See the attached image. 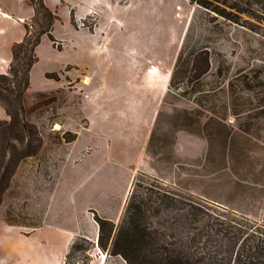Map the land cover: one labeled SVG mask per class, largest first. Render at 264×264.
I'll use <instances>...</instances> for the list:
<instances>
[{
	"label": "rangeland",
	"instance_id": "obj_1",
	"mask_svg": "<svg viewBox=\"0 0 264 264\" xmlns=\"http://www.w3.org/2000/svg\"><path fill=\"white\" fill-rule=\"evenodd\" d=\"M44 2L59 47L46 34L36 46L24 113L34 133L21 145L19 124L0 125V156L9 136L33 153L9 162L0 213L25 225L0 235V264H63L78 235L95 242L87 264H124L96 245L94 213L117 225L137 178L264 225V16L234 23L188 0ZM203 49L199 79L182 63L172 85L152 79ZM174 211L148 216L160 238H172Z\"/></svg>",
	"mask_w": 264,
	"mask_h": 264
},
{
	"label": "trees",
	"instance_id": "obj_2",
	"mask_svg": "<svg viewBox=\"0 0 264 264\" xmlns=\"http://www.w3.org/2000/svg\"><path fill=\"white\" fill-rule=\"evenodd\" d=\"M27 1L33 8V15L25 21L24 37L11 46L12 57L7 72L0 73V104L9 117L8 120H0V125L13 133L14 127L19 124L20 133L16 142L19 141L21 145L25 144V134L34 133L25 121L24 113L30 71L38 59L36 46L41 36L46 34L52 44L59 47V42L52 34L53 24L59 19L56 11L44 0ZM188 1L202 7L208 14L214 13L234 23H240L244 15L258 21H262L264 16V0ZM70 20L74 23L72 16ZM180 63L183 64V76L199 79L209 69L208 52L206 49L193 51L183 60L180 52L168 85L173 84ZM45 76L59 78L55 71L45 72ZM52 98L55 99V96ZM11 137H6L1 145L0 205L13 172V169H9V162L15 165L22 158L33 154L29 151L17 152L16 144L10 141ZM166 208L175 210L171 214L170 240L160 238L153 222L148 219L150 214H161ZM94 220L98 225L96 245L106 254L120 257L124 264H264L263 224L218 212L210 203L191 194L183 195L162 189L153 182L143 185L139 178L132 184L117 225L98 213H94ZM6 221L18 226L25 225ZM93 243L83 235L76 236L64 254L63 264H87L88 250Z\"/></svg>",
	"mask_w": 264,
	"mask_h": 264
},
{
	"label": "crops",
	"instance_id": "obj_3",
	"mask_svg": "<svg viewBox=\"0 0 264 264\" xmlns=\"http://www.w3.org/2000/svg\"><path fill=\"white\" fill-rule=\"evenodd\" d=\"M33 15V8L27 0H0V73H6L12 57L11 46L20 41L25 35V21ZM153 80H164L169 82L171 73L160 77L159 74L150 73ZM0 118H7L4 107L0 104ZM150 137V132L146 141ZM145 141V142H146ZM2 205V204H1ZM0 205V206H1ZM20 231L19 226L9 224L0 213V235L9 231Z\"/></svg>",
	"mask_w": 264,
	"mask_h": 264
}]
</instances>
